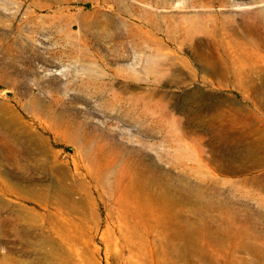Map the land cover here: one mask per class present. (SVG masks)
I'll return each instance as SVG.
<instances>
[{"label":"rangeland","instance_id":"obj_1","mask_svg":"<svg viewBox=\"0 0 264 264\" xmlns=\"http://www.w3.org/2000/svg\"><path fill=\"white\" fill-rule=\"evenodd\" d=\"M0 264H264V0H0Z\"/></svg>","mask_w":264,"mask_h":264}]
</instances>
